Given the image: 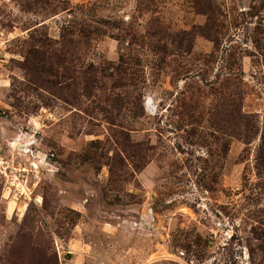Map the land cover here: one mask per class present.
<instances>
[{"label":"rangeland","instance_id":"rangeland-1","mask_svg":"<svg viewBox=\"0 0 264 264\" xmlns=\"http://www.w3.org/2000/svg\"><path fill=\"white\" fill-rule=\"evenodd\" d=\"M0 264H264V0H0Z\"/></svg>","mask_w":264,"mask_h":264}]
</instances>
